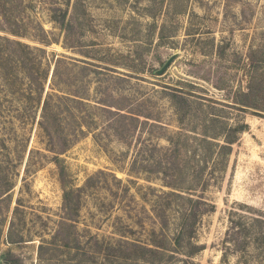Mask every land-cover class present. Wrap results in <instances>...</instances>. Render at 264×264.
<instances>
[{"label": "rangeland", "instance_id": "obj_1", "mask_svg": "<svg viewBox=\"0 0 264 264\" xmlns=\"http://www.w3.org/2000/svg\"><path fill=\"white\" fill-rule=\"evenodd\" d=\"M0 264H264V0H0Z\"/></svg>", "mask_w": 264, "mask_h": 264}, {"label": "trees", "instance_id": "obj_2", "mask_svg": "<svg viewBox=\"0 0 264 264\" xmlns=\"http://www.w3.org/2000/svg\"><path fill=\"white\" fill-rule=\"evenodd\" d=\"M64 21H65V16H63V22ZM14 46L18 50H20L23 54L27 55L28 57H31L32 56V52L33 51H31V49H30L29 46H27V45H25V44H23L21 42H17V44H15ZM52 106H53V104L51 103V99L50 98L46 99V101L44 102V113L47 116V119H48V116H50V114L52 113V110H53ZM46 116H45V118H46ZM204 143L207 144V145H209V143L207 141H205ZM227 144L229 145V147L228 146H223L222 147L223 150H229L231 148L230 145H232L233 143L228 141ZM9 239L12 240L13 237L10 236Z\"/></svg>", "mask_w": 264, "mask_h": 264}]
</instances>
